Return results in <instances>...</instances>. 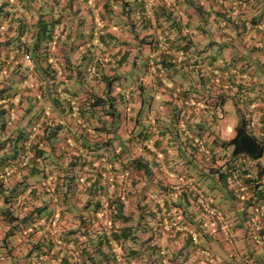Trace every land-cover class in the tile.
<instances>
[{"label": "crops", "instance_id": "0c3cea01", "mask_svg": "<svg viewBox=\"0 0 264 264\" xmlns=\"http://www.w3.org/2000/svg\"><path fill=\"white\" fill-rule=\"evenodd\" d=\"M29 1L0 0V264H57L2 240L12 228L5 205L20 217L43 208L32 225L47 241L79 226L70 220L77 196L99 199L93 225L108 226L114 195L124 214L144 218L147 241L111 244L117 257L101 264H264V228L251 230L264 174L249 155L238 161L246 173L226 183L206 173L212 152L220 158L211 166L229 159L221 145L228 99L231 135L244 129L264 141V0ZM36 10L59 21L30 73L23 54L32 32L19 25L32 28ZM94 185L104 191L92 195ZM53 217L61 228L42 224Z\"/></svg>", "mask_w": 264, "mask_h": 264}, {"label": "trees", "instance_id": "16d2710c", "mask_svg": "<svg viewBox=\"0 0 264 264\" xmlns=\"http://www.w3.org/2000/svg\"><path fill=\"white\" fill-rule=\"evenodd\" d=\"M29 2H27L26 7H30ZM36 12L37 19L32 24V28L25 29V24L23 22L19 25L21 33L32 32L30 39L28 38L30 42L28 41L29 43H26L24 52H27L30 55L34 70L36 66L35 62L37 60V56L35 57L32 54H36L39 49H43L47 46L46 44L52 37L54 27L56 24H58L59 21L58 17L55 19L54 17H45V15L41 13V10H36ZM33 69L29 70L28 68H26V70L30 73L33 71ZM261 143H264V141H262ZM226 144H230L229 141H224L221 143L222 146ZM244 155L248 154L245 152H239L236 154L230 153L228 154L229 159L224 166L214 167L210 164L215 163L216 159L218 157L220 158V154L217 151L212 152L208 160V165L210 166V168L206 173H213L217 176L218 181L222 180L223 183H226L231 177L238 175H235L237 169L238 171L241 170L242 173H246L247 170L243 166V161L238 163L239 158L240 160L244 159L243 157H241ZM249 157V160L252 161V157L250 155ZM255 163L256 164L254 166L256 167L258 175L264 174V169L261 168L259 161L257 160L255 161ZM94 186L96 188V191L93 192L92 195H99L100 191H104L102 187L96 185ZM2 188L3 186L1 187L0 185V189ZM12 189L14 190L15 187H13ZM1 194L6 201V204L9 203L8 200L10 198V193L2 191ZM200 197H202L201 194H198L194 199L197 211L201 208V206H203L199 202ZM110 198L111 199L107 201V207L109 209L108 226L99 224L98 228L92 227L89 230H87V228L82 229V227H84L85 225H93L94 220L99 219L96 216L98 210L101 207L99 199L94 200L91 205L90 200H88L85 204V207L90 208V213H88L85 217L80 218V224L83 223L81 226L72 228L70 231H61L55 239L49 238L47 241L39 240L32 243L27 242L28 244L23 243L24 247L20 249L21 255L27 258L33 256L40 258L48 256L52 258L51 260H57V264H101L100 262H98V258L102 256L106 258L109 257L110 260H108L107 262L109 263V261H111V258L117 257V255L114 253L115 249L112 248L111 244L120 245L124 242L129 241L140 242L138 233L145 232V228L142 224V220H144L143 217L139 215L137 217H132L129 212L128 214H124V204L122 198L117 197L116 195L110 196ZM21 201L19 198L18 200H16V203L18 205H21ZM3 209H5V221L15 226L19 225L26 227V231H23V229L20 232L8 230L2 237L3 241H8V238L12 241H21V239L24 238L25 235L28 234V236H30V234L33 233V230L35 229V226L31 225L32 223H34V212L40 214L43 211V208H38L35 210L31 209L28 215L20 217L18 215L19 213H17V206H14L13 203L10 206L5 205ZM63 211L60 210V218L61 214H63ZM59 217L56 226L60 225ZM50 221V218H47L42 224L48 226ZM12 228H14V226H12ZM146 241L147 239H145L143 242ZM5 249V253L12 255V248ZM123 250L125 251V249ZM129 251L137 252L138 256L141 254V249H139V251L129 249Z\"/></svg>", "mask_w": 264, "mask_h": 264}, {"label": "rangeland", "instance_id": "374dc122", "mask_svg": "<svg viewBox=\"0 0 264 264\" xmlns=\"http://www.w3.org/2000/svg\"><path fill=\"white\" fill-rule=\"evenodd\" d=\"M244 59H246L247 61L249 60V57L248 56H245L244 57ZM33 71H34V69H33ZM32 71V72H33ZM193 75H194V78L192 79V81L194 82H200V81H202L203 79H205V77H203L202 76V74H200V73H198V72H196V73H193ZM186 79V78H185ZM201 83V82H200ZM192 87V86H191ZM190 87V85H187L186 87H185V89H187L188 91H189V94L190 95H194L195 93H197V94H199V93H201L200 91V89H199V87H197V88H191ZM235 92H236V90H235ZM227 112L223 115V117H222V120H221V129H222V139H224V140H228V141H230L233 137H234V135H231L232 134V132L234 131V126H235V124H236V122H237V120H236V115H235V112H234V108H235V106H234V104H233V100L232 99H228V104H227ZM261 144V146H262V155H261V157L258 159V161H260L261 163V168H264V143H260ZM233 150H234V147L231 145V144H226V145H223V147H222V151L223 152H228L229 154L230 153H233ZM234 154V153H233ZM192 160V162H193V159H191ZM184 160H182L181 162H183ZM254 161H257V160H254ZM180 163V162H179ZM260 168V169H261ZM196 174H195V177H197V175H199L200 174V177H199V179L200 180H202V176L204 175V171L202 172V173H200L199 172V169H196ZM257 171V170H256ZM253 173L255 174V172L253 171ZM258 173H256V175H257ZM136 183H138V182H136ZM207 185V184H206ZM139 187V186H138ZM141 189H143V186L142 187H140ZM151 189V187L149 186V187H147V190H146V192L147 191H149ZM262 194H264V191H262ZM157 195L156 194H154V197H156ZM86 199H85V197L84 196H77L76 197V199H75V201L72 203L73 204V207H74V210H76L77 211V215L75 216H72V218L70 219V220H73L72 221V224H80V218L81 217H85L86 215H87V213H85L86 212V207H85V204H86ZM264 209V208H263ZM99 218H102V217H99ZM95 221V220H94ZM58 222V217H53L52 218V220L50 221V223H49V227H51V224H56ZM83 224V223H82ZM82 224H80L79 226H81ZM95 224H96V222H95ZM32 225V224H31ZM12 226H14V228H11V231H15L18 227H19V225H17V226H15V225H12ZM56 226V225H55ZM61 224L58 226L59 228H61ZM70 227H71V225H69ZM78 226V227H79ZM57 227V226H56ZM92 227H95L94 225H90V226H88V225H85L84 227H82V229H86L87 228V230H89L90 228H92ZM72 228H65L63 231H70ZM55 234V233H54ZM54 234H53V236H54ZM138 235H139V240L140 241H144L145 239H146V232H142V233H138ZM38 236H43V235H41V234H34V233H31L30 234V236H28V234L27 235H25L24 236V238H22L21 239V243H32V242H37V239L39 238ZM44 238H47V237H44ZM52 239H55L56 237H51ZM27 243V244H28ZM22 245H24V244H22ZM70 247V246H69Z\"/></svg>", "mask_w": 264, "mask_h": 264}, {"label": "water", "instance_id": "95a60500", "mask_svg": "<svg viewBox=\"0 0 264 264\" xmlns=\"http://www.w3.org/2000/svg\"><path fill=\"white\" fill-rule=\"evenodd\" d=\"M234 147L233 153L245 152L254 160H258L262 155V146L258 140L248 135L244 129L237 131L235 136L230 140Z\"/></svg>", "mask_w": 264, "mask_h": 264}, {"label": "built area", "instance_id": "2783aa9c", "mask_svg": "<svg viewBox=\"0 0 264 264\" xmlns=\"http://www.w3.org/2000/svg\"><path fill=\"white\" fill-rule=\"evenodd\" d=\"M23 61L26 68H28L29 70L33 69L32 59L27 52L23 54ZM199 202L200 204L205 205V199L203 197L199 198ZM252 219L251 230L253 233L257 234L264 228V209H261V212L256 213ZM220 228L223 229V226H221ZM192 240L195 241V237H192Z\"/></svg>", "mask_w": 264, "mask_h": 264}, {"label": "clouds", "instance_id": "9594fccd", "mask_svg": "<svg viewBox=\"0 0 264 264\" xmlns=\"http://www.w3.org/2000/svg\"><path fill=\"white\" fill-rule=\"evenodd\" d=\"M249 155V154H248ZM253 159V158H252ZM254 160V159H253Z\"/></svg>", "mask_w": 264, "mask_h": 264}]
</instances>
